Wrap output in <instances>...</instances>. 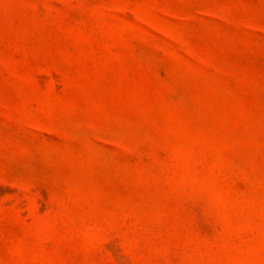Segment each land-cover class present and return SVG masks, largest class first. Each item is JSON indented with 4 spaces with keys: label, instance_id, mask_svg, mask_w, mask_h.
<instances>
[{
    "label": "rangeland",
    "instance_id": "1",
    "mask_svg": "<svg viewBox=\"0 0 264 264\" xmlns=\"http://www.w3.org/2000/svg\"><path fill=\"white\" fill-rule=\"evenodd\" d=\"M0 264H264V0H0Z\"/></svg>",
    "mask_w": 264,
    "mask_h": 264
}]
</instances>
